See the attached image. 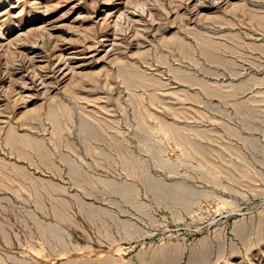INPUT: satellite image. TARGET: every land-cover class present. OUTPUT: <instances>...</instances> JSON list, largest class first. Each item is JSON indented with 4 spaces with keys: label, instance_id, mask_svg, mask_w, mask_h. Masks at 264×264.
I'll return each instance as SVG.
<instances>
[{
    "label": "rangeland",
    "instance_id": "obj_1",
    "mask_svg": "<svg viewBox=\"0 0 264 264\" xmlns=\"http://www.w3.org/2000/svg\"><path fill=\"white\" fill-rule=\"evenodd\" d=\"M0 264H264V0H0Z\"/></svg>",
    "mask_w": 264,
    "mask_h": 264
}]
</instances>
